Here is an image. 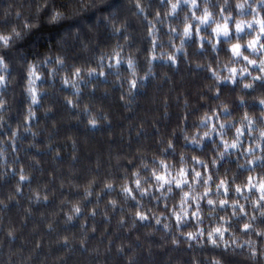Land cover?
I'll return each mask as SVG.
<instances>
[{"label":"clouds","instance_id":"obj_1","mask_svg":"<svg viewBox=\"0 0 264 264\" xmlns=\"http://www.w3.org/2000/svg\"><path fill=\"white\" fill-rule=\"evenodd\" d=\"M0 264H264V0H0Z\"/></svg>","mask_w":264,"mask_h":264}]
</instances>
